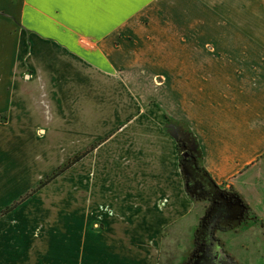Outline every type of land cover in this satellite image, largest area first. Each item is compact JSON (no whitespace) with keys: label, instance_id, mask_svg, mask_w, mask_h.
I'll list each match as a JSON object with an SVG mask.
<instances>
[{"label":"crops","instance_id":"obj_1","mask_svg":"<svg viewBox=\"0 0 264 264\" xmlns=\"http://www.w3.org/2000/svg\"><path fill=\"white\" fill-rule=\"evenodd\" d=\"M137 69L169 87L208 172L264 223V0H0V264H73L72 211L40 236L44 188L4 212L73 148L94 147L78 163L91 167L83 196L104 199L110 224L98 261L138 264L126 243L163 244L170 218L192 212L170 111L159 124H137V109L122 128L104 119L121 116V83Z\"/></svg>","mask_w":264,"mask_h":264},{"label":"rangeland","instance_id":"obj_2","mask_svg":"<svg viewBox=\"0 0 264 264\" xmlns=\"http://www.w3.org/2000/svg\"><path fill=\"white\" fill-rule=\"evenodd\" d=\"M213 55H215L218 60H223L227 58L228 54L215 52ZM126 77L127 79L123 78L125 81H122L121 83V116L117 119L111 116H106L104 119L106 123L109 124V126H116L120 124V128H122L126 126L125 124H130L128 120L135 118L137 115L136 114L134 116V113L131 114V112L132 110L137 109L144 113L142 115L143 121L140 120L136 122L137 124H144L145 122L150 123L147 122L146 119L150 118L151 115V118L154 120L153 123H162L164 118L163 111H170L169 114H167L169 116V123L173 122L175 124H179L185 129L191 128L183 111L177 108V103L171 95L167 85L161 84L147 70H132L128 72ZM105 87H107V85ZM105 90L104 96L106 97L105 102L107 107L111 102V96L108 94L110 92L108 91V88H105ZM144 115H146L148 118H145ZM73 119L75 120L76 117H73ZM107 138L108 137L105 139ZM77 149H72L73 153L71 159L84 152H81V150L76 151ZM93 149V146L86 149L88 150L87 154H89ZM59 151L60 149H58V152ZM79 161L67 168L64 172H62L59 176H57L45 186L39 187V189L44 188L41 202H44L43 208L46 211L44 214L42 212V222L40 223L41 225L39 228L40 236L43 235L42 228H49L52 225L59 224L60 216L64 214L63 210H66L67 212L72 211L73 243L71 248L73 264H113L115 263L112 261L113 259H104L105 261H98V244L102 245V239H98V236H102L103 233L108 234L109 229L105 227H107V225L110 226V224H108L106 216L103 214V212L96 210L97 204L101 205L104 202V199L83 196L81 192V169L84 167L85 169L89 168L88 171H91V167L89 164L82 166L78 163ZM169 162L168 169L171 172L173 169L171 158L169 159ZM61 165L58 167L60 168ZM110 168H113V165H110ZM56 170H53V172ZM204 185L205 184L202 183L200 188ZM221 186L224 187L223 185ZM161 190L166 191L163 189ZM194 204H196V206H194L192 212L186 216L187 218H178L174 223L171 220L173 216L170 218V230L166 232V237L163 244L159 245L155 244L154 242L153 245H143L145 249L138 244L135 250L134 246L129 243H126V246H122H125L128 251L131 250L138 252V264L144 260L149 264H185L194 248V235L200 224L201 218L206 213V209L204 213H201L202 216L199 217V223L198 221H192L194 224H191L190 220L196 216V207H199V204H201V207H203V204H205L203 208H207L208 206L207 201L196 200ZM91 209H94V211L90 212ZM253 223L255 226L250 227L249 229L248 225H250V223H243V225L240 227V224H238L236 230L217 231L214 244L212 246L208 245L206 250L208 249L207 251H209V248L212 247L213 257L218 261L228 258L229 255L231 258H235L240 264H264V226L260 223ZM182 224L184 225L181 227L180 225ZM129 231L130 230L116 229L115 233L117 234L118 232L125 235L126 237H130V234H128ZM107 237L110 236L106 235V243L110 241V239ZM42 240L43 238L40 240V245L35 244V249L39 248L43 252L46 249V244L42 242ZM218 243L221 244L227 253V256L223 259H220V254L216 253V244ZM56 248L58 252L64 251V247L62 246L58 245ZM116 264H125V262L117 260Z\"/></svg>","mask_w":264,"mask_h":264},{"label":"trees","instance_id":"obj_3","mask_svg":"<svg viewBox=\"0 0 264 264\" xmlns=\"http://www.w3.org/2000/svg\"><path fill=\"white\" fill-rule=\"evenodd\" d=\"M185 130L193 137L191 128H186ZM87 153L88 150L76 155L66 164L58 168L55 172L47 175L37 188L29 192L20 201L10 205L4 212H8L15 208L21 201L27 199L35 191H37L39 187H43L51 182L67 168L71 167L74 163L82 159ZM183 159L184 158L181 155V169L188 193L197 201L208 202L206 213L201 218L200 224L194 235V248L185 264H195L197 261L202 264H210V261L206 260L207 258H202V253L204 250H206L208 245L212 246L214 244L217 231L236 230L238 224H240V227L243 225V223H249L250 221L260 223L263 226L264 223L259 220L254 210L236 189H226L216 183L204 165L203 154L200 148L198 149V156L195 161L197 168H194V171H189L186 168H183ZM196 172H198L204 178L205 185L201 188H196L193 182L190 180L191 175L196 174ZM230 258L231 256L228 255V258L223 260L224 263L240 264L235 258Z\"/></svg>","mask_w":264,"mask_h":264},{"label":"flooded vegetation","instance_id":"obj_4","mask_svg":"<svg viewBox=\"0 0 264 264\" xmlns=\"http://www.w3.org/2000/svg\"><path fill=\"white\" fill-rule=\"evenodd\" d=\"M173 123V122H172ZM173 127L177 133L178 148L181 155L183 156V168H187L189 171H194L196 166V159L198 156V149L194 148V142L192 136L179 124L173 123ZM188 154V156H186ZM195 168V169H194ZM198 178V179H197ZM191 182H193L196 188H200V185L204 184V178L196 172V174L191 175ZM202 182V183H201ZM205 249V248H204ZM208 250V249H207ZM204 250L202 253V258H207L206 260L210 261V264H225L223 260H215L213 257L212 248H209V251ZM196 264H202L197 261Z\"/></svg>","mask_w":264,"mask_h":264},{"label":"water","instance_id":"obj_5","mask_svg":"<svg viewBox=\"0 0 264 264\" xmlns=\"http://www.w3.org/2000/svg\"><path fill=\"white\" fill-rule=\"evenodd\" d=\"M193 142H194V148L197 149V147H198L197 144L195 143L194 140H193ZM186 156H188V154H186ZM216 245H217V249H216L217 251H216V253H219L220 254V256H221L220 259H223L224 257L227 256V253L225 252L224 248L221 246L220 243H218Z\"/></svg>","mask_w":264,"mask_h":264}]
</instances>
